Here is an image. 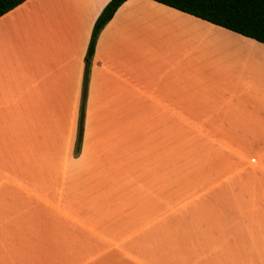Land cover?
<instances>
[{"label":"crops","instance_id":"obj_1","mask_svg":"<svg viewBox=\"0 0 264 264\" xmlns=\"http://www.w3.org/2000/svg\"><path fill=\"white\" fill-rule=\"evenodd\" d=\"M110 1L0 18V264H264V44L128 0L98 38L78 149Z\"/></svg>","mask_w":264,"mask_h":264},{"label":"trees","instance_id":"obj_2","mask_svg":"<svg viewBox=\"0 0 264 264\" xmlns=\"http://www.w3.org/2000/svg\"><path fill=\"white\" fill-rule=\"evenodd\" d=\"M27 0H0V18ZM128 0H111L98 17L85 60L83 96L78 129V149L81 146L85 104L92 60L100 33ZM199 20L223 28L250 40L264 44V0H152Z\"/></svg>","mask_w":264,"mask_h":264},{"label":"rangeland","instance_id":"obj_3","mask_svg":"<svg viewBox=\"0 0 264 264\" xmlns=\"http://www.w3.org/2000/svg\"><path fill=\"white\" fill-rule=\"evenodd\" d=\"M157 21L156 19L154 18L153 19V23L151 22V19L149 21V28L151 30V33H152V36L159 40L160 38L163 39V38H168L169 39V35L171 33H174V29H175V26H172L171 24H169L168 22H166V20H164L163 18L164 17H161V15H157ZM238 38V37H237ZM208 41L205 37L201 36L198 34V45H205L207 44ZM190 44L189 42V37H183L181 39V43H180V46H188ZM156 47V46H155ZM159 48L158 49H164L166 48V46H164L163 44H161L160 46H158ZM165 50V49H164ZM164 51H162L163 53ZM167 53V52H165ZM169 53V52H168ZM166 61L165 59H163V61H160V64H161V70L163 69H167V72H169V68L168 67H164L166 66ZM158 62V61H156ZM170 63H172L171 61H169ZM171 67V66H170ZM189 136H192V133H188ZM189 140V139H188ZM189 156H194V153L191 152V150L188 148V157ZM177 166V165H176ZM180 167V166H179ZM179 167H173L172 165V177L173 176H176L178 174V170H179ZM180 183L181 181L177 178H172V182H171V188H172V193H175L177 194L179 188H180ZM190 188V187H188ZM194 188V187H193ZM192 188V189H193ZM179 202L178 200V197L177 196H172V202Z\"/></svg>","mask_w":264,"mask_h":264}]
</instances>
